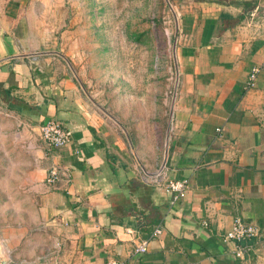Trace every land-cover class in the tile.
I'll use <instances>...</instances> for the list:
<instances>
[{
	"label": "crops",
	"instance_id": "crops-1",
	"mask_svg": "<svg viewBox=\"0 0 264 264\" xmlns=\"http://www.w3.org/2000/svg\"><path fill=\"white\" fill-rule=\"evenodd\" d=\"M31 1L0 0V198L33 216L0 227V264H264V0H182L167 117L129 128L37 39ZM49 118L69 142L47 153ZM51 166L67 178L47 186ZM156 170L185 196L170 203ZM235 217L259 230L242 258L221 241Z\"/></svg>",
	"mask_w": 264,
	"mask_h": 264
},
{
	"label": "rangeland",
	"instance_id": "rangeland-1",
	"mask_svg": "<svg viewBox=\"0 0 264 264\" xmlns=\"http://www.w3.org/2000/svg\"><path fill=\"white\" fill-rule=\"evenodd\" d=\"M182 0H32L29 26L62 56L87 102L127 125L163 112L175 86V26ZM42 37V38H41ZM129 128V127H128ZM0 198V227L33 219ZM17 208V206H16Z\"/></svg>",
	"mask_w": 264,
	"mask_h": 264
},
{
	"label": "built area",
	"instance_id": "built-area-1",
	"mask_svg": "<svg viewBox=\"0 0 264 264\" xmlns=\"http://www.w3.org/2000/svg\"><path fill=\"white\" fill-rule=\"evenodd\" d=\"M257 69L253 68L247 75L245 88L250 89L254 87L255 75ZM39 136L45 146V151L51 152L65 147L69 142V134L63 129L61 124L56 120L49 118L43 121L39 127ZM217 132L220 130L217 129ZM62 178H67L66 169L59 166H51L45 173L44 184L53 186ZM152 183L157 187H161L163 191L170 195V203L180 200L185 196L187 190V182L183 179L166 180L161 176V171L156 170L152 175ZM204 224V223H203ZM159 230H154L153 234L157 235ZM259 236L258 228L250 223L243 222L240 218L232 219L229 228L223 233L221 241L226 244H233L231 254L235 258H242L245 254L251 251V245L245 243L253 240ZM145 249V243L142 242L134 248V254H142ZM104 264H124L123 262L108 259Z\"/></svg>",
	"mask_w": 264,
	"mask_h": 264
}]
</instances>
